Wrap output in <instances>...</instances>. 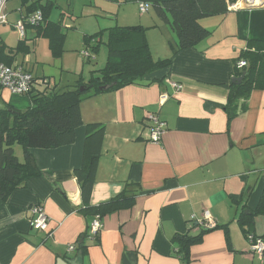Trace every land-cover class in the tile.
Returning a JSON list of instances; mask_svg holds the SVG:
<instances>
[{
    "label": "crops",
    "instance_id": "obj_1",
    "mask_svg": "<svg viewBox=\"0 0 264 264\" xmlns=\"http://www.w3.org/2000/svg\"><path fill=\"white\" fill-rule=\"evenodd\" d=\"M53 1V8L62 12L50 13L49 18L61 28L65 16L76 22L68 13L71 1L82 13L85 6L90 8L93 19L88 25L76 29L75 23L62 29L65 38L69 29L81 33L80 55L87 48L84 36L116 25L147 28L153 59L171 55L168 43L175 36L151 7L166 0H69L66 6L64 0ZM12 3L16 1H8V17L17 12ZM140 3L148 4L145 12L139 11ZM254 3L246 8L241 2L225 14L200 19L210 35L195 48L179 51L168 69L146 78L147 83L164 78L163 86L157 82L129 85L86 99L79 105L82 125L75 129L72 144L30 150L41 175L13 191L5 204L0 201V264H186L171 241L177 235H196L204 211L216 224L228 225L229 242L221 229L205 234L190 248L189 264H264V252L260 256L250 252L237 223L240 213L254 210L264 188V90H252L244 112L239 100L231 120L224 110L234 64L249 40L264 41V1ZM33 37V31L26 32L32 52L38 40ZM90 55L93 58L86 62H97L96 54ZM18 63L31 72L34 69L29 58ZM41 77L60 88L49 77ZM15 95L0 91L3 103L18 109L30 105L28 98ZM150 114L164 123L158 143L148 140ZM88 123L104 126L91 205L115 197L126 183H136L140 189L130 209L103 216L98 242L85 238L87 252L81 256L77 246L94 217L79 209L74 170L82 163ZM15 155L23 160L22 149ZM35 205L43 208L50 235L33 227ZM251 233L264 235V216L254 218ZM68 245L75 249L68 251Z\"/></svg>",
    "mask_w": 264,
    "mask_h": 264
},
{
    "label": "trees",
    "instance_id": "obj_2",
    "mask_svg": "<svg viewBox=\"0 0 264 264\" xmlns=\"http://www.w3.org/2000/svg\"><path fill=\"white\" fill-rule=\"evenodd\" d=\"M236 1L166 0L153 2L151 7L155 15L168 26L175 36L174 42L168 43L171 51L169 57L153 59L146 38L147 28L141 25H116L83 37L84 45L90 47L95 54L101 43L106 48L104 66L90 72L87 80H83L79 75L73 84L58 88L54 85L50 86L47 78H37L33 75L34 80L44 81L45 85L42 84L40 87L36 85L26 95L30 105L24 110H19L4 103L6 110L0 111V201L5 204L13 191L23 188L28 179L41 175L30 153L31 149H53L73 143L74 131L82 125L79 110L82 101L129 85H148L157 82L163 86L164 78L151 79L148 83L146 78L157 71L168 69L179 51L195 48L210 35V31L199 23L200 19L225 14L229 5ZM20 2L25 10L20 18L35 11H41L42 21L36 25L26 24L24 26L25 35L17 41L14 47H9L0 41V62L11 65L17 54L30 52L27 44L30 39L26 38L27 31H33L35 39H45L52 58L59 59L63 54L65 33L59 22H53L49 18L54 1L46 0L42 3L41 0H20ZM94 40L96 42L91 43ZM241 60H244L246 65L242 69H237L236 64ZM238 61L234 64L232 78L239 77L242 73H245V76L238 84L229 83L224 106L228 120L235 117L239 100L243 101L240 111L244 112L247 107L246 101L252 90H264V41L249 40ZM111 84L114 85L108 90H99L100 87ZM85 127L82 163L74 170L81 198L79 209L92 217L97 216L101 221L103 216L110 212L130 209L135 203L140 187L136 183H126L123 190L115 197L99 205H91L90 198L95 182L97 160L102 149L104 126L101 123H88ZM16 146L22 149L23 160H19L15 155ZM257 216H264V188L254 210L238 215L237 223L245 238L248 234H253L251 231L254 218ZM199 228L196 235H177L171 241L177 247L176 254L186 264L191 261L190 248L201 242L205 234L221 229L226 242H229L228 225L216 224L211 229H205L201 225ZM89 233L90 225L77 246L81 256L87 252V246L83 241L85 238H91L94 243L99 240V231L92 237ZM257 237L264 239V235Z\"/></svg>",
    "mask_w": 264,
    "mask_h": 264
},
{
    "label": "rangeland",
    "instance_id": "obj_3",
    "mask_svg": "<svg viewBox=\"0 0 264 264\" xmlns=\"http://www.w3.org/2000/svg\"><path fill=\"white\" fill-rule=\"evenodd\" d=\"M14 1H16V3L14 4L17 6V12L9 14V23L7 25L0 26V37L2 38L3 42L9 47H14L17 43V40L20 39L16 31L10 28L9 24L20 20L21 15L24 14V8L20 7L19 4L17 5V0ZM68 1L69 0H64L65 5L62 6H66L68 4ZM71 2L69 3L70 7L68 13L70 12L71 14H73V17L75 18L76 22L71 17L65 16L64 20L62 21V29L64 30H66V28L74 26L75 23L77 24L76 29L83 28L84 26L88 25V23H90L93 19V16L90 15V8L85 6L84 11L82 13L80 12L78 5L75 4L76 1ZM14 4L12 3L13 6H15ZM8 8L9 4L7 2V9ZM58 12L61 13L62 11L60 9L58 10L57 8H53L51 13L52 15L56 16ZM80 38L82 37L81 33L79 34L78 30L75 31L69 29L67 37L65 38L63 44V47L66 48L67 51L64 52V55H62V57H60L59 59L52 58L47 47V41L43 38H38L34 45V52L30 51L28 54L19 53L16 56V61H26L29 58L30 65L34 67L31 72L33 75L36 74L41 77L43 74L49 77L52 82L59 83V87H61L62 84H67V82L68 84L73 83L76 76L78 77L79 75H81L83 80H87L90 76V68H94V66H102L104 64L106 59V48L104 44L101 43L96 53L97 62L92 61L89 64L80 55V51L84 49V47H82V43L80 44L79 42ZM75 46L79 47L80 50L75 51L74 48H77ZM85 50L95 54V52L90 47L85 48ZM0 91H2L5 95H14L4 88H0ZM16 97L22 99L28 98L26 95H17ZM15 150L17 154H21L20 146H16Z\"/></svg>",
    "mask_w": 264,
    "mask_h": 264
},
{
    "label": "built area",
    "instance_id": "obj_4",
    "mask_svg": "<svg viewBox=\"0 0 264 264\" xmlns=\"http://www.w3.org/2000/svg\"><path fill=\"white\" fill-rule=\"evenodd\" d=\"M9 0H0V26L8 24V13H7V2ZM244 4V0H237L234 4L229 5V7L239 6V3ZM139 11L145 12L148 8V4L140 3ZM228 7V8H229ZM42 21L41 11H35L30 13L26 17L20 18L11 25L12 30H15L16 33L22 38L25 35L26 24L36 25ZM81 56L84 59H89L92 57L86 50L81 52ZM93 58V57H92ZM246 65L244 60L238 61L236 64L237 69H242ZM45 85L44 81L34 80L33 74L22 64L14 62L11 65H5L0 62V88L7 89L12 94L16 95H28L36 85ZM172 87L178 89L177 84L172 83ZM165 97L163 98V100ZM149 128L147 132L148 140L153 143H158L161 136L165 132L164 123L159 119L155 114L148 115ZM32 214V224L33 227L43 231L48 232V218L43 211V208L40 205H35L31 208ZM200 224L205 229L213 228L216 223L211 219V216L208 211H204L202 214V219ZM101 229V221L96 216L90 224V236H94ZM51 233L48 232V235ZM246 240L249 244L250 252L256 255H262L264 252V239L257 237L253 234H248ZM75 249L74 245H68L67 250L73 251Z\"/></svg>",
    "mask_w": 264,
    "mask_h": 264
},
{
    "label": "water",
    "instance_id": "obj_5",
    "mask_svg": "<svg viewBox=\"0 0 264 264\" xmlns=\"http://www.w3.org/2000/svg\"><path fill=\"white\" fill-rule=\"evenodd\" d=\"M255 5H256V4L254 3V0H244V6H245L246 8H252V7H254ZM244 76H245V73H242L241 76H239V77H233V78H231V82H232V83H236V84H238V83H240V82L242 81V79H243ZM113 85H114V84L106 85V86H102V87L99 88V90L106 91V90H108L109 88H111ZM4 110H6V109H5V105H4V103L2 102V100L0 99V111H4ZM245 213H247V211H245ZM78 257H80V256H78Z\"/></svg>",
    "mask_w": 264,
    "mask_h": 264
}]
</instances>
